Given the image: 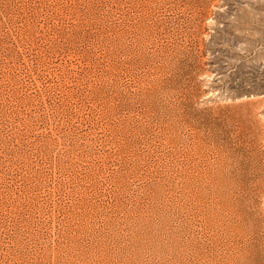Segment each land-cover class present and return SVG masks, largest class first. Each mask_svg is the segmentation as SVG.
<instances>
[{
    "label": "rangeland",
    "instance_id": "1",
    "mask_svg": "<svg viewBox=\"0 0 264 264\" xmlns=\"http://www.w3.org/2000/svg\"><path fill=\"white\" fill-rule=\"evenodd\" d=\"M222 151L264 248V0H0V264H239Z\"/></svg>",
    "mask_w": 264,
    "mask_h": 264
},
{
    "label": "bare ground",
    "instance_id": "2",
    "mask_svg": "<svg viewBox=\"0 0 264 264\" xmlns=\"http://www.w3.org/2000/svg\"><path fill=\"white\" fill-rule=\"evenodd\" d=\"M242 122H243V125L240 127V132L242 134H244V131L247 129V127H246V123L244 121H242ZM223 148H225V147H223ZM223 151H222V153H223V170L222 171H223V174L228 177V178L226 177L228 180H229V178L231 179L229 181H231L232 185L230 183H228V184L230 186H233V190L227 192V195L229 198H230V196L233 198L231 200H232V203L234 204V206L236 205V206L240 207L242 210L241 212H244L246 214L247 213L246 210L248 208L247 202L251 198V196L254 194V189H252L250 187V179H251V176L254 173L255 169L253 168V166L250 167L249 165H248V169H247L244 167L245 164L243 166L242 165L240 166L238 164L239 166L237 168H232L231 167V158L232 157L230 158V156L228 154L229 152H223ZM226 151H227V148H226ZM228 151H230V150H228ZM240 158L241 157H239V159ZM243 161H241V162H243ZM234 163H235V161H234ZM221 177H223V176H221ZM222 180H224V179H222ZM226 182L224 183L225 184L224 186L226 188H228L227 187L228 184L226 185ZM186 186H188V184ZM237 213L241 215V213H239V211H237ZM259 224L255 220V218L249 216V214L247 213V217L244 218L243 223H242V230H243V233L246 237V240H245L246 242L244 243V245L242 247V252L240 254L239 264H264V253H262V250H264V248L261 247L262 242H261L260 238L262 236H260V229H259L260 225Z\"/></svg>",
    "mask_w": 264,
    "mask_h": 264
}]
</instances>
